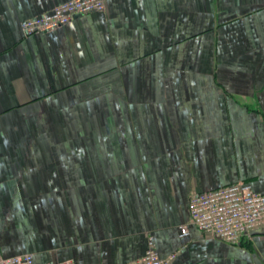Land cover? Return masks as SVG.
<instances>
[{
	"label": "crops",
	"instance_id": "obj_1",
	"mask_svg": "<svg viewBox=\"0 0 264 264\" xmlns=\"http://www.w3.org/2000/svg\"><path fill=\"white\" fill-rule=\"evenodd\" d=\"M0 0V254L125 264L148 236L169 264H264L191 222L196 191L264 192V0ZM188 233L181 235V226Z\"/></svg>",
	"mask_w": 264,
	"mask_h": 264
},
{
	"label": "built area",
	"instance_id": "obj_2",
	"mask_svg": "<svg viewBox=\"0 0 264 264\" xmlns=\"http://www.w3.org/2000/svg\"><path fill=\"white\" fill-rule=\"evenodd\" d=\"M106 0H67L44 13L25 18L21 23L24 34L41 33L61 27L75 16L94 10H104ZM191 222L204 233L219 239L237 242L244 236L264 234V192L255 190L248 182L208 188L194 192L189 199ZM188 233L181 226V235ZM175 253L163 256L153 236H148L145 253L125 264H169ZM0 264H79L74 259L35 262L33 252L12 256L0 254Z\"/></svg>",
	"mask_w": 264,
	"mask_h": 264
}]
</instances>
